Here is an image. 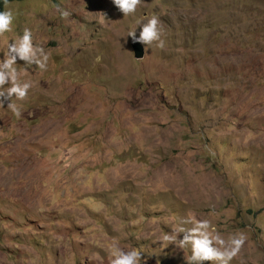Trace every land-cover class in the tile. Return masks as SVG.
I'll list each match as a JSON object with an SVG mask.
<instances>
[{
  "label": "rangeland",
  "instance_id": "374dc122",
  "mask_svg": "<svg viewBox=\"0 0 264 264\" xmlns=\"http://www.w3.org/2000/svg\"><path fill=\"white\" fill-rule=\"evenodd\" d=\"M7 9L0 59L25 27L50 58L46 71L18 61L33 82L20 117L0 107V264H109L113 245L187 264L190 246L163 236L189 212L247 235L231 264H264V0ZM152 15L164 47L136 58L128 33Z\"/></svg>",
  "mask_w": 264,
  "mask_h": 264
},
{
  "label": "clouds",
  "instance_id": "9594fccd",
  "mask_svg": "<svg viewBox=\"0 0 264 264\" xmlns=\"http://www.w3.org/2000/svg\"><path fill=\"white\" fill-rule=\"evenodd\" d=\"M7 5V0H5ZM114 6L123 14V17L135 15L142 0H112ZM61 18L67 19L71 13L59 5L56 6ZM15 16L12 10L0 11V36L13 31ZM140 26V32L129 31L128 37L134 43L144 46L156 44L157 47H164L162 37V25L158 16L152 15L145 18ZM147 52V48L144 47ZM0 59V107L7 103L9 109L16 117L22 115L21 107L16 101H24L28 98L33 82L22 80V72L16 67L18 61H23L26 66L24 72L29 67L46 71L49 61V54L38 42H34L33 32L30 28L23 29L22 36L15 38L6 46ZM7 86V87H6ZM15 98V99H14ZM184 225H191L185 227ZM182 234V238L181 237ZM168 243L175 245L178 249L190 246L191 255L187 258V264H231L241 253L248 239L243 231L230 233L225 238L212 225L209 219H197L191 212L181 221V226H175L171 231L163 236ZM109 264H146L143 253L136 249L125 250L118 245H113L108 249Z\"/></svg>",
  "mask_w": 264,
  "mask_h": 264
},
{
  "label": "water",
  "instance_id": "95a60500",
  "mask_svg": "<svg viewBox=\"0 0 264 264\" xmlns=\"http://www.w3.org/2000/svg\"><path fill=\"white\" fill-rule=\"evenodd\" d=\"M129 42H130L134 57L136 58L142 57L144 55V46L140 43H134L131 37L129 39Z\"/></svg>",
  "mask_w": 264,
  "mask_h": 264
},
{
  "label": "trees",
  "instance_id": "16d2710c",
  "mask_svg": "<svg viewBox=\"0 0 264 264\" xmlns=\"http://www.w3.org/2000/svg\"><path fill=\"white\" fill-rule=\"evenodd\" d=\"M8 1H12V0H7ZM5 0H0V11H4V4H5Z\"/></svg>",
  "mask_w": 264,
  "mask_h": 264
}]
</instances>
